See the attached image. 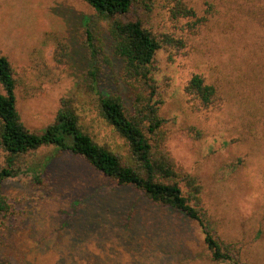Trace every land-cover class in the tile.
<instances>
[{
	"label": "rangeland",
	"instance_id": "rangeland-1",
	"mask_svg": "<svg viewBox=\"0 0 264 264\" xmlns=\"http://www.w3.org/2000/svg\"><path fill=\"white\" fill-rule=\"evenodd\" d=\"M203 1L193 0V6L202 11ZM210 1L221 10L210 28L185 37L184 54L171 56L165 49L157 54L156 75L169 84L160 111L172 156L202 185L212 232L238 243L244 262L264 264V134L261 138L245 127L252 126L248 111L252 116L264 106L258 105L264 81V0ZM165 19L154 16V29L169 32ZM87 32L98 46L108 42L105 24L81 0H0V56L19 81L16 107L23 125L43 134L55 122L61 98L76 91L82 129L124 158V140L101 118L94 94L85 87L92 68ZM119 70L120 61L112 59L99 74L98 91L118 94L128 106ZM195 74L221 92L225 103L219 110L194 111L183 88ZM186 126L204 130L201 140L193 144L184 137ZM50 155L41 185L32 184L28 173L2 185L18 219L14 223L27 235L19 239L18 251L26 263L216 264L200 228L182 213L150 204L135 189L117 188L68 151L41 149L28 164Z\"/></svg>",
	"mask_w": 264,
	"mask_h": 264
},
{
	"label": "trees",
	"instance_id": "trees-1",
	"mask_svg": "<svg viewBox=\"0 0 264 264\" xmlns=\"http://www.w3.org/2000/svg\"><path fill=\"white\" fill-rule=\"evenodd\" d=\"M81 1L105 24L108 37V42L101 40L98 46L87 32L88 61L92 68L86 73L90 81L85 87L94 94L101 118L124 140L127 155L123 158L100 146L82 129L74 107L76 91L61 98L55 122L43 134L27 129L16 107L15 91L19 81L8 59L0 56V85L4 91L0 94V264H28L24 254L19 253V239L27 235L19 231L20 224L14 223L18 219L11 200L2 192V185L24 173L33 174L31 183L41 185L46 179L44 169L51 155L46 160L45 156L30 164L28 161L41 149L49 147L83 158L117 188L135 189L150 204L182 213L200 228L212 263L248 264L242 260L238 243L225 241L212 232L203 208L200 181L170 152L167 121L160 111L169 84H162L156 75L159 51L165 49L171 56L184 54L185 37L201 35L221 10L210 0L203 1L202 11L193 6V0ZM154 16L166 17L171 30L154 29ZM112 59L120 61V80L126 89L128 106L122 96L103 95L98 91L99 74L104 67L112 65ZM76 86L75 90L79 89V85ZM183 93L195 112L219 110L225 103L217 86L197 74L187 81ZM260 96L258 105H264V81ZM257 110L252 116L248 111L252 126L245 127L247 132L252 129L262 138L264 106ZM203 133L204 130L194 126H186L181 132L193 144L201 140ZM251 137H255L254 133ZM17 234L20 235L17 237Z\"/></svg>",
	"mask_w": 264,
	"mask_h": 264
}]
</instances>
